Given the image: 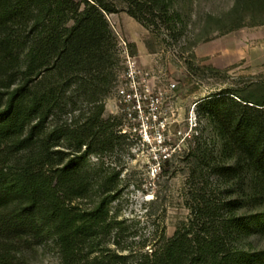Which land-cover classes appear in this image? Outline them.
I'll return each instance as SVG.
<instances>
[{
	"label": "trees",
	"instance_id": "obj_1",
	"mask_svg": "<svg viewBox=\"0 0 264 264\" xmlns=\"http://www.w3.org/2000/svg\"><path fill=\"white\" fill-rule=\"evenodd\" d=\"M172 3L0 0V264H18L14 243L32 239L52 241L58 264H264V251L240 244L264 235V81L211 94L199 111L222 153L194 134L185 159L194 177L216 174L226 195L202 192L195 217L152 251L130 257L106 248L120 224L110 204L121 171H93L88 159L126 138L119 117L106 114L116 76L108 15L124 5L150 29L158 11L178 29L183 19Z\"/></svg>",
	"mask_w": 264,
	"mask_h": 264
},
{
	"label": "rangeland",
	"instance_id": "obj_2",
	"mask_svg": "<svg viewBox=\"0 0 264 264\" xmlns=\"http://www.w3.org/2000/svg\"><path fill=\"white\" fill-rule=\"evenodd\" d=\"M172 11L183 19L178 29L163 23L158 11L150 29L128 14L124 5L108 15L115 34L116 76L106 99V114L118 116L119 128L123 126L129 137L121 138L113 152L91 155L88 160L93 171H121L118 196L110 204L111 215L120 224L107 237L106 248L130 257L154 250L161 239L172 237L179 226L194 218L202 192L217 198L226 195L216 174L194 177L185 159L194 134H200L199 142L216 154L222 153L213 125L199 111L211 94L264 81V0H173ZM125 47L150 86V93L143 95L142 118L130 117L129 112H138L118 97L127 69ZM67 90L69 97L77 95L75 86ZM157 97L158 109L153 111ZM154 112L165 118L166 136L177 144L167 171L162 169L156 176L151 169L157 149L134 130L146 122L155 132ZM187 135L191 139L184 140ZM94 199L84 200L82 206H90ZM32 242L31 246L14 243L12 255L18 264L59 263L52 241ZM240 244L252 252L264 251V235L243 236Z\"/></svg>",
	"mask_w": 264,
	"mask_h": 264
},
{
	"label": "built area",
	"instance_id": "obj_3",
	"mask_svg": "<svg viewBox=\"0 0 264 264\" xmlns=\"http://www.w3.org/2000/svg\"><path fill=\"white\" fill-rule=\"evenodd\" d=\"M125 55L127 57L126 62V72H125V80L118 88V97L121 100L126 102L129 106L138 112L137 115H134L133 112H129V116L137 119V116L142 118L143 106L142 99L143 95L146 93H150V86L145 84V79L140 68L139 62H137L132 56L128 49L125 47ZM172 87H176V84H173ZM157 102L155 103V98H153V111L157 108V103L159 102V97L156 98ZM130 109V108H129ZM154 118L157 121V128L155 132H152L149 128V124L143 122L139 126H135L134 130L139 131L140 136H142V140L145 143H153L156 147V152H154V161L155 163L152 166L151 173L153 176H156L162 169L166 162L170 161L173 155L177 152V144H173L172 139L166 136V127L167 122L165 118L162 119L159 117V113L154 112ZM120 132L129 137L128 131L125 130L123 126L120 128ZM197 130V129H196ZM191 135L184 137V140L191 139ZM173 150V153H171Z\"/></svg>",
	"mask_w": 264,
	"mask_h": 264
}]
</instances>
